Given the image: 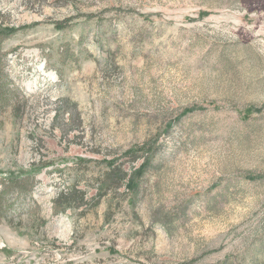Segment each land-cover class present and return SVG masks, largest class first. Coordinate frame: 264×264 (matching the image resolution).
Listing matches in <instances>:
<instances>
[{
    "label": "rangeland",
    "instance_id": "374dc122",
    "mask_svg": "<svg viewBox=\"0 0 264 264\" xmlns=\"http://www.w3.org/2000/svg\"><path fill=\"white\" fill-rule=\"evenodd\" d=\"M0 26V177L35 180L0 264H264V0H0Z\"/></svg>",
    "mask_w": 264,
    "mask_h": 264
},
{
    "label": "trees",
    "instance_id": "16d2710c",
    "mask_svg": "<svg viewBox=\"0 0 264 264\" xmlns=\"http://www.w3.org/2000/svg\"><path fill=\"white\" fill-rule=\"evenodd\" d=\"M59 24L60 23H56L57 27L62 28V26ZM23 29L24 27L13 28L0 26V45L4 40L16 33L21 32ZM8 68L7 54L5 52H2L0 48V113H2L9 106L15 105L20 100V91L13 84L12 79L9 75ZM140 150H145L144 145L140 147L130 148L125 151V154L129 155L132 161H136L140 156L138 155ZM150 154L151 153H149V155ZM114 163L115 162L110 161V167H112V170L117 169L121 173L120 178H125L126 174L122 170V165H114ZM148 164L149 157L146 156L143 158L140 165L135 168L130 174L131 176L128 178L127 186H133L137 188L138 185L134 183L135 175L141 177ZM247 178L249 180L256 179L255 176L250 175H247ZM34 181V177L29 174L16 177H0V223L12 216L13 210L16 208V200L11 198L12 194L16 193L17 197L22 198L30 196ZM76 192H78L79 200L80 202H82L85 198V193L81 190H77ZM70 196L71 193L68 191H62L61 193H59L58 197L53 200L52 208L54 213L64 212L68 207L72 206V199H70Z\"/></svg>",
    "mask_w": 264,
    "mask_h": 264
}]
</instances>
